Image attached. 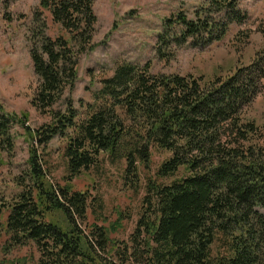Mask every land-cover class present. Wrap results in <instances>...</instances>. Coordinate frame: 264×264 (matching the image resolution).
Masks as SVG:
<instances>
[{
  "label": "trees",
  "instance_id": "trees-1",
  "mask_svg": "<svg viewBox=\"0 0 264 264\" xmlns=\"http://www.w3.org/2000/svg\"><path fill=\"white\" fill-rule=\"evenodd\" d=\"M240 1L207 0L193 19L185 12L167 19L158 58L170 62L189 42L212 45L232 25H245L249 15ZM95 2L40 0L34 13L32 106L51 122L32 130L27 115L0 108V157L14 153L15 127L25 129L32 142L26 171L15 179L21 192L0 207V245L7 236L8 250L33 246L39 264H110L103 254L109 253L106 230L89 223V211L101 217L104 203L73 186L109 154L114 164L126 162L124 179L131 188L140 189L147 175L132 245L116 259L264 264V125L245 116L264 95V47L250 65L211 78L154 74L150 63L123 64L101 82L93 102H81L78 110L64 96L74 91L81 60L95 47ZM44 12L57 27L55 38L47 34ZM260 32L264 39V26ZM60 104L64 109H56ZM57 136L67 142V175L58 187L40 155ZM154 149L170 157L152 176Z\"/></svg>",
  "mask_w": 264,
  "mask_h": 264
},
{
  "label": "rangeland",
  "instance_id": "rangeland-1",
  "mask_svg": "<svg viewBox=\"0 0 264 264\" xmlns=\"http://www.w3.org/2000/svg\"><path fill=\"white\" fill-rule=\"evenodd\" d=\"M207 0H96L94 10L98 17L94 50L86 54L79 67V78L73 92L64 96L73 100L79 110L81 102H93L95 92L101 90L106 78L114 77L123 64L144 66L151 64V73L205 76L227 75L237 68L248 66L264 47L260 32L264 26V0H241L240 7L249 15L243 26L232 25L227 35L215 44L191 46L185 44L170 62L157 56V40L164 31L165 21L180 12L193 19L195 13L206 5ZM40 0H0V108L15 113L21 118L28 116L27 124L32 130H39L50 124L48 116L40 114L33 106L34 90L37 86L30 56L29 31L34 25V13ZM48 25L47 34L55 38L58 30L51 16L43 13ZM36 26V25H35ZM39 26V25H38ZM56 109H64L58 105ZM3 110V112H4ZM245 116L264 125V95L259 97ZM16 147L11 155L0 157V207L8 205L21 190L15 179L27 168L30 158L31 139L25 129L14 128ZM65 139L57 136L44 154V169L58 187L64 185L67 175L64 151ZM170 155L154 149L152 171L154 176L161 164ZM126 162H111L109 154L101 156L99 168L83 173L76 178V191L88 192L104 210L94 217L89 211V223L104 228L110 240L109 253H103L110 264H137L134 259L123 263L116 259L117 252L123 253L132 245L131 238L143 213V199L146 195L145 173L140 189L135 190L125 182ZM3 223L7 225V214ZM8 237L0 245V264H39L35 247H14L8 250ZM114 248L116 251L114 253ZM119 250V251H118Z\"/></svg>",
  "mask_w": 264,
  "mask_h": 264
}]
</instances>
